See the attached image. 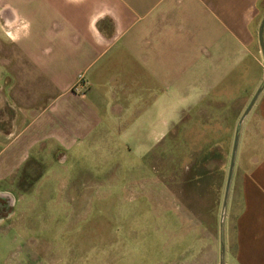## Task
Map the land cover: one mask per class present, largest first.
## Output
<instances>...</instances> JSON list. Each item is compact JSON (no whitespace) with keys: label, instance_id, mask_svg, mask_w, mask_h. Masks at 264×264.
Here are the masks:
<instances>
[{"label":"crops","instance_id":"1","mask_svg":"<svg viewBox=\"0 0 264 264\" xmlns=\"http://www.w3.org/2000/svg\"><path fill=\"white\" fill-rule=\"evenodd\" d=\"M263 15L264 0H0V194L59 151L147 154L185 112L237 115L220 264H264ZM17 16L30 30L12 42Z\"/></svg>","mask_w":264,"mask_h":264},{"label":"rangeland","instance_id":"2","mask_svg":"<svg viewBox=\"0 0 264 264\" xmlns=\"http://www.w3.org/2000/svg\"><path fill=\"white\" fill-rule=\"evenodd\" d=\"M216 115L185 112L147 154L106 142L43 161L0 196V264H220L239 117Z\"/></svg>","mask_w":264,"mask_h":264},{"label":"water","instance_id":"3","mask_svg":"<svg viewBox=\"0 0 264 264\" xmlns=\"http://www.w3.org/2000/svg\"><path fill=\"white\" fill-rule=\"evenodd\" d=\"M263 25H264V15L262 16V18L260 20L259 30H258V40H259V44H260V47H261V49L263 51V55H264V43H263V36H262V33H263ZM258 92H259V89L256 91V93L251 98L248 106L246 107V109L244 110L243 114L241 115V118L246 114V112L251 107V105H252L253 101L255 100ZM237 140H238V136L235 135L234 140H233V146H232L231 156H230L229 171H228V178L226 180V188H225V195H224L223 206H225V200L227 199V192H228L229 185H230L231 169H232L233 163H234V157H235V151H236V146H237Z\"/></svg>","mask_w":264,"mask_h":264},{"label":"clouds","instance_id":"4","mask_svg":"<svg viewBox=\"0 0 264 264\" xmlns=\"http://www.w3.org/2000/svg\"><path fill=\"white\" fill-rule=\"evenodd\" d=\"M9 27H11L14 24H19V26L16 28L15 34H13L12 31H7L5 34L9 37V39L12 42H17L21 38V34H23L24 37H27L29 35L30 30V22L27 20H22L18 16L13 21H6L5 22ZM4 26L0 25V30H3ZM100 40H97V43H100Z\"/></svg>","mask_w":264,"mask_h":264},{"label":"flooded vegetation","instance_id":"5","mask_svg":"<svg viewBox=\"0 0 264 264\" xmlns=\"http://www.w3.org/2000/svg\"><path fill=\"white\" fill-rule=\"evenodd\" d=\"M0 196L4 199V198H7V195L6 194H0ZM8 199L9 198H7V202H8Z\"/></svg>","mask_w":264,"mask_h":264},{"label":"built area","instance_id":"6","mask_svg":"<svg viewBox=\"0 0 264 264\" xmlns=\"http://www.w3.org/2000/svg\"><path fill=\"white\" fill-rule=\"evenodd\" d=\"M78 77H79V80L81 81V80H82V77H81V75H79Z\"/></svg>","mask_w":264,"mask_h":264}]
</instances>
